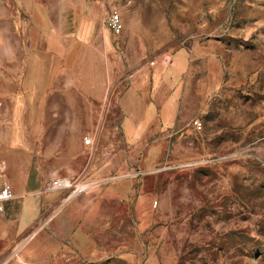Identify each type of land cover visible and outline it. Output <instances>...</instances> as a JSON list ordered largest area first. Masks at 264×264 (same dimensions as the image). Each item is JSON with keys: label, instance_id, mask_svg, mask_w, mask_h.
I'll return each mask as SVG.
<instances>
[{"label": "rangeland", "instance_id": "rangeland-1", "mask_svg": "<svg viewBox=\"0 0 264 264\" xmlns=\"http://www.w3.org/2000/svg\"><path fill=\"white\" fill-rule=\"evenodd\" d=\"M14 103L31 209L0 210V264H264V0H0V120Z\"/></svg>", "mask_w": 264, "mask_h": 264}, {"label": "crops", "instance_id": "crops-1", "mask_svg": "<svg viewBox=\"0 0 264 264\" xmlns=\"http://www.w3.org/2000/svg\"><path fill=\"white\" fill-rule=\"evenodd\" d=\"M18 96L19 95L14 98L19 100L21 97ZM11 112L12 116H10L7 120H0V122L2 121L0 124L6 123V127H10V130L8 128L5 129L0 136V149L2 152V154H0V184L3 181L8 182L15 197L4 203V211L2 210V215L4 217L6 214H11L12 217H16L15 219L17 221H21L25 215L28 214L29 216L31 209V129L30 120L20 118L21 116L24 117L25 112L24 108L20 107V103H14ZM21 132L23 134L22 139L20 140L17 135ZM78 143V136H71L70 139L62 141L60 147L64 149L59 152L58 162L67 163L76 160V157L79 156ZM14 148H18L17 155H12L11 149ZM20 196H22V202H19ZM15 200H17V202ZM19 226L23 227L25 224L21 223ZM13 245L14 240L12 243L10 242L9 245H3L2 251H6L8 247H12ZM16 245L17 244L14 246ZM22 252L20 251L18 257H21Z\"/></svg>", "mask_w": 264, "mask_h": 264}, {"label": "built area", "instance_id": "built-area-1", "mask_svg": "<svg viewBox=\"0 0 264 264\" xmlns=\"http://www.w3.org/2000/svg\"><path fill=\"white\" fill-rule=\"evenodd\" d=\"M106 26L113 32L119 33L122 29V19L120 12L117 9H111L105 19ZM192 126L196 129L201 128L202 123L199 119L192 120ZM84 143H91L90 138H85ZM84 188L82 183L76 182L67 176H56L50 179L45 187L47 191L68 190L69 195L77 193ZM13 197V191L8 182H3L0 187V210L3 209V205L6 201ZM153 205H156V201H153Z\"/></svg>", "mask_w": 264, "mask_h": 264}]
</instances>
